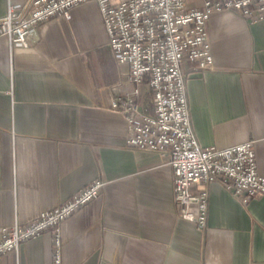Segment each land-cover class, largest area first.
<instances>
[{
    "label": "crops",
    "instance_id": "obj_1",
    "mask_svg": "<svg viewBox=\"0 0 264 264\" xmlns=\"http://www.w3.org/2000/svg\"><path fill=\"white\" fill-rule=\"evenodd\" d=\"M27 0H0V17ZM44 22L29 47L0 36V227L29 223L95 179L103 192L63 222L61 264H264V196L244 203L218 182L208 225L178 215L167 154L125 144V115L111 87L130 91L127 63L114 57L99 5ZM214 65L186 63L192 128L203 147L255 142L264 176V18L213 13ZM154 114L153 93L138 97ZM56 236L23 241L0 264H54Z\"/></svg>",
    "mask_w": 264,
    "mask_h": 264
},
{
    "label": "built area",
    "instance_id": "obj_2",
    "mask_svg": "<svg viewBox=\"0 0 264 264\" xmlns=\"http://www.w3.org/2000/svg\"><path fill=\"white\" fill-rule=\"evenodd\" d=\"M86 0H27L10 6L0 17V36L10 45L29 47L40 26ZM99 5L114 57L130 66V91L111 87V107L125 115L131 148L158 151L170 157L178 215L204 230L208 225L209 191L218 182L244 203L264 196L255 142L203 147L192 128L187 99L186 63L204 70L214 65L207 22L218 11L237 10L252 22L264 18V0H94ZM149 85L154 114L143 112L138 97ZM105 181L98 178L63 203L40 213L32 222L0 227V257L19 252L23 241L49 230L55 238L54 264H61L63 222L98 197Z\"/></svg>",
    "mask_w": 264,
    "mask_h": 264
}]
</instances>
